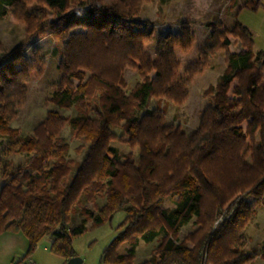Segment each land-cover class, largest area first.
<instances>
[{"label": "trees", "instance_id": "obj_1", "mask_svg": "<svg viewBox=\"0 0 264 264\" xmlns=\"http://www.w3.org/2000/svg\"><path fill=\"white\" fill-rule=\"evenodd\" d=\"M154 1L0 0V17L11 15L27 32L49 27L53 53L60 55V81L49 101L58 108L82 105L91 86L99 106L93 118L80 111L65 120L49 110L31 135L20 137L9 124L23 106L25 84L41 60L37 51L23 56L19 46L0 55V136L7 140L1 155H24L19 166L2 173L0 234H23L26 257L48 236L49 252L66 264L77 256L72 241L88 223L98 227L122 211L101 263L133 264L138 239L148 243L158 236L155 254L139 264H245L252 259L254 254L240 253V232L251 215L245 197L264 193V51H253L252 32L234 17L229 31L211 29L196 61L180 75L174 48L185 52L193 42L185 24L176 34L158 35L154 58L144 51L153 29L135 17L143 4ZM32 2L52 10L54 19L45 22L42 10L28 11ZM258 6L260 0H244L241 8ZM228 34L242 50L227 49ZM220 51L225 69L206 89L208 104L196 129L186 134L179 125H166L164 107L149 106L150 99L182 105L192 79ZM127 68L138 77L128 91L123 80ZM66 121L73 137L87 144L79 162L66 157L69 146L60 136ZM113 126H120L135 156L112 144L117 140ZM97 195L104 198L97 211L81 207L80 221L69 226L72 207L94 202ZM168 197L169 209L163 205ZM207 200L216 213L204 210ZM192 218L200 228L187 247L177 234ZM124 242L129 247L120 252Z\"/></svg>", "mask_w": 264, "mask_h": 264}, {"label": "rangeland", "instance_id": "obj_2", "mask_svg": "<svg viewBox=\"0 0 264 264\" xmlns=\"http://www.w3.org/2000/svg\"><path fill=\"white\" fill-rule=\"evenodd\" d=\"M243 4L244 0H156L152 3H145L135 17V20L140 23L147 20L148 27L153 29L152 40L144 44V51L151 58H154L155 42L158 35L168 32L176 34L180 25L185 24L193 36V42L191 47L185 52L177 46L174 48L175 56L179 63V74L181 75L184 66L196 61L198 51L208 43L211 29L229 31L234 17L241 23L243 22V25L249 24L253 29L255 28L256 33L252 34L254 37L253 51L264 50V0H260V6L255 9L257 10L256 12L245 7L241 8ZM36 9L42 10L45 14L43 21L50 22L54 19L53 11L44 5L32 2L27 6V10L30 12ZM227 39L229 41L227 46L229 51L238 52L243 49L236 37L228 34ZM16 46H19L23 56L29 58L32 51H37L41 60V63L38 64V70L32 73L30 80L25 84L26 98L24 104L16 118L9 124L11 128L18 131L20 137L31 135L34 127L43 120L49 110L57 112L65 120L76 116L80 111L88 112L92 118L96 117V111L99 106L94 96L97 95V90L91 86V91L86 94L85 102L82 105L58 108L49 101L56 84L60 81V72L57 69L60 55L53 53L54 42L50 36L48 26L44 27L40 33L27 32L26 25L17 21L11 15L0 17V55L10 53ZM224 69L225 58L223 52L220 51L214 56H210L202 73L192 79L188 87V98L182 105L175 106L163 100L150 99L149 106L164 107L165 124L179 125L183 132L190 134L197 127L201 110L208 104L210 88L207 91L206 89L216 83ZM124 71L123 80L126 85L125 90L128 91L138 77L134 69L127 68ZM261 77L264 81V69L261 72ZM72 82L75 85L78 81L73 79ZM140 113L138 112V114ZM120 123L122 124V121ZM112 131L117 135V140L112 141V144L121 152H132L135 156L136 149L132 150L130 148L125 136L121 133L120 126H113ZM60 136L64 138L69 146L66 155L67 159L79 162L86 152V142L82 138L73 137L67 121L60 132ZM6 147V138L0 136V186L6 178L2 174L4 169L19 166L24 159V155L21 154H11L3 157L1 153ZM103 202L104 198L102 195H97L94 202L74 205L70 212L69 226H74L80 221L79 210L81 207H87L91 211L96 212ZM245 202L251 210V215L249 221L240 232V236L243 239L240 253L245 256L254 254L252 259L245 264H264V258L261 256V247L264 241V193L261 196H246ZM163 205L168 209L173 207L171 198H166ZM212 206L210 200H207L204 204V210L209 213H216ZM123 217L124 213L119 211L98 227L89 228L88 223L87 230L73 239L72 247L76 255L82 259L81 264H105L100 262L101 254L113 239L115 228ZM220 220L221 216L219 215L214 220V226ZM199 228L198 220L192 218L180 228L177 234L178 241H185L186 246L191 247L189 237L195 235ZM19 235L22 237L23 243H25L24 251L18 252L20 243L17 242L15 245L17 252L10 264H34L33 260L35 259L32 254L26 257L27 241L25 237L21 233ZM160 241L161 236L148 243L139 238L132 263L139 264L155 254ZM48 245L49 237L46 236L36 248V257L38 259L36 264L44 262L45 258L43 255H49L58 261L61 260L60 257L49 254ZM127 247H129V244L124 242L119 245L118 250L123 252Z\"/></svg>", "mask_w": 264, "mask_h": 264}, {"label": "crops", "instance_id": "obj_3", "mask_svg": "<svg viewBox=\"0 0 264 264\" xmlns=\"http://www.w3.org/2000/svg\"><path fill=\"white\" fill-rule=\"evenodd\" d=\"M256 11L257 10H255L254 12ZM245 25L247 27H250L249 29L250 31H252V34L256 33L255 28L253 29L252 26H250L249 24H245ZM253 40H254V37H253ZM261 51H264V50H261ZM17 242L20 243L18 252L21 253L22 251H24L25 243H23V239L19 235V232H5V233L0 234V264H10V262L14 258L15 253L17 252L16 246H15ZM36 248L34 252L32 253L33 258L35 259L33 260L34 264L38 262V259L36 257L37 256ZM43 250H45V248H43ZM48 252H49V249H48ZM49 254H52V253L49 252ZM52 256H55V255L52 254ZM43 257L45 258L43 260L44 262H40V264H62L63 262V259L61 257H60L61 260L59 261L50 257L49 255H43Z\"/></svg>", "mask_w": 264, "mask_h": 264}, {"label": "water", "instance_id": "obj_4", "mask_svg": "<svg viewBox=\"0 0 264 264\" xmlns=\"http://www.w3.org/2000/svg\"><path fill=\"white\" fill-rule=\"evenodd\" d=\"M82 259L79 256H74L66 261V264H81Z\"/></svg>", "mask_w": 264, "mask_h": 264}, {"label": "built area", "instance_id": "obj_5", "mask_svg": "<svg viewBox=\"0 0 264 264\" xmlns=\"http://www.w3.org/2000/svg\"><path fill=\"white\" fill-rule=\"evenodd\" d=\"M29 260H30V259H29ZM29 260H28V261H29Z\"/></svg>", "mask_w": 264, "mask_h": 264}]
</instances>
